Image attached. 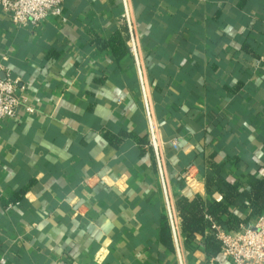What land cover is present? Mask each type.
<instances>
[{
  "label": "crops",
  "instance_id": "0c3cea01",
  "mask_svg": "<svg viewBox=\"0 0 264 264\" xmlns=\"http://www.w3.org/2000/svg\"><path fill=\"white\" fill-rule=\"evenodd\" d=\"M175 201L221 173L254 226L264 178V0H130ZM122 0H65L15 26L0 6V76L26 106L0 127V259L6 264H179L166 219ZM118 33L123 39L110 46ZM177 141L175 147L173 142ZM240 228V229H241ZM178 238L186 264L204 238ZM173 240V239H172Z\"/></svg>",
  "mask_w": 264,
  "mask_h": 264
},
{
  "label": "built area",
  "instance_id": "2783aa9c",
  "mask_svg": "<svg viewBox=\"0 0 264 264\" xmlns=\"http://www.w3.org/2000/svg\"><path fill=\"white\" fill-rule=\"evenodd\" d=\"M65 0H0L3 12L10 17L12 23L19 27L37 28L49 16H61ZM124 14L121 22L128 35V50L133 57L143 99V109L148 126L147 146L151 150L161 191L164 197L166 219L169 223L179 264H186L178 238L180 221L171 191V180L168 171L164 142L161 138L160 126L156 119L151 98V88L145 74V66L140 45L137 24L130 0H122ZM26 86L17 78L8 75L0 76V127L6 119H13L23 109L32 113L34 109L26 106L24 99L18 94ZM175 147L177 141L173 142ZM213 229L221 245V255L233 264H264V217H260L254 226L241 228L230 233L223 226L214 223ZM0 259V264H6Z\"/></svg>",
  "mask_w": 264,
  "mask_h": 264
},
{
  "label": "trees",
  "instance_id": "16d2710c",
  "mask_svg": "<svg viewBox=\"0 0 264 264\" xmlns=\"http://www.w3.org/2000/svg\"><path fill=\"white\" fill-rule=\"evenodd\" d=\"M118 39H123L121 33H118L115 40L109 41L110 46H114L113 43L118 44ZM206 186L209 196L216 192L222 196V199L208 204L203 196L197 195L192 200L183 199L178 201L176 211L181 229L190 240L197 235L204 238V250L207 260L210 261L217 260L221 255V245L217 233L213 229V224H219L227 232L235 233L243 225L248 224L249 221L241 219L231 211V206L236 203L240 191L233 184L227 182L220 172L215 177H209ZM214 187L217 189L215 192L212 191ZM250 206L257 215L262 214L264 211V178L252 189ZM163 238L168 246L171 242H174L167 219L163 222ZM215 264H218V262L216 261Z\"/></svg>",
  "mask_w": 264,
  "mask_h": 264
}]
</instances>
